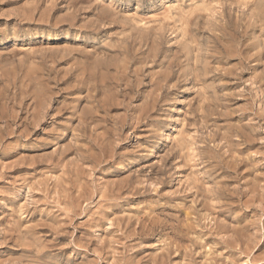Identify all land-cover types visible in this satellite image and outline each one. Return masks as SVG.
<instances>
[{"label": "rangeland", "instance_id": "374dc122", "mask_svg": "<svg viewBox=\"0 0 264 264\" xmlns=\"http://www.w3.org/2000/svg\"><path fill=\"white\" fill-rule=\"evenodd\" d=\"M22 259L264 264V0H0V264Z\"/></svg>", "mask_w": 264, "mask_h": 264}, {"label": "bare ground", "instance_id": "6f19581e", "mask_svg": "<svg viewBox=\"0 0 264 264\" xmlns=\"http://www.w3.org/2000/svg\"><path fill=\"white\" fill-rule=\"evenodd\" d=\"M73 1H74V0H73ZM72 4H73V3H72ZM229 49H230V48H229ZM235 54H236V53H235ZM238 54H239V52H238ZM239 78H240V77H239ZM36 185H37V184H36ZM32 195H33V194H32ZM205 196H206V195H205ZM63 197H64V196H63ZM65 199H67V198H65ZM68 199H69V198H68ZM34 200H35V198H34ZM69 200H70V199H69ZM68 204H69V203H68ZM213 208H214V207H213ZM260 228H261V227H260ZM18 229H19V228H18ZM63 229H64V228H63ZM43 230H44V229H43ZM16 240H17V239H16ZM17 243H18V241H17ZM26 243H27V242H26ZM23 244H24V242H23ZM34 244H35V243H34ZM24 245H25V244H24ZM51 245H52V244H51ZM24 249H25V248H24ZM24 249L22 250L23 252H29V253H31V251H32V250H31V251H27V250H24ZM36 253H37V252H36ZM37 254H38V253H37ZM37 254H36V256H37ZM25 255H26V254H25ZM187 255H188V254H187ZM23 256H24V255H23ZM34 256H35V254H34ZM167 256H168V255H167ZM26 257H27V256H26ZM41 257H42V256H41ZM41 257H40V258H41ZM47 257H48V256H47ZM58 257H59V256H58ZM35 258H36V257H35ZM37 258H38V257H37ZM15 259H16V258H15ZM26 259H27V258H26ZM26 259H24V260H26ZM43 259H44V258H43ZM47 259H48V258H47ZM49 259H50V258H49ZM49 259H48V260H49ZM65 259H67V258H65ZM20 260H21V259H20ZM20 260H16V261H15L16 264H24V263H23L24 260H23V259H22V261H20ZM70 260H72V259H70ZM0 261H1V260H0ZM6 261H8V259H7ZM10 261H12V260H10ZM13 261H14V260H13ZM33 261H35V260H33ZM41 261H42V260H41ZM163 261H164V260H163ZM15 262H13V263H15ZM42 262H44V261H42ZM56 262H57V261H56ZM68 262H69V261H68ZM161 262H162V261H161ZM7 263H10V262H7ZM34 263H35V262H34ZM34 263H32V264H34ZM38 263L41 264V262H39V261H38ZM59 263H60V262H59ZM66 263H67V261H66ZM1 264H2V263H1ZM3 264H4V263H3ZM11 264H12V263H11ZM42 264H43V263H42ZM45 264H49V263L47 262V263H45ZM52 264H53V263H52ZM64 264H65V263H64ZM69 264H71V263H69ZM162 264H163V263H162ZM194 264H195V263H194Z\"/></svg>", "mask_w": 264, "mask_h": 264}]
</instances>
